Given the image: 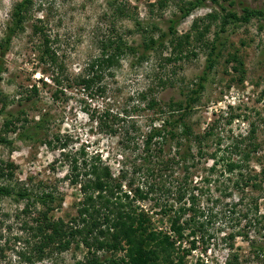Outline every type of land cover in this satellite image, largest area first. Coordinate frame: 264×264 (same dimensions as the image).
Returning a JSON list of instances; mask_svg holds the SVG:
<instances>
[{
  "label": "rangeland",
  "instance_id": "374dc122",
  "mask_svg": "<svg viewBox=\"0 0 264 264\" xmlns=\"http://www.w3.org/2000/svg\"><path fill=\"white\" fill-rule=\"evenodd\" d=\"M19 1L0 0V39L9 24L11 11ZM111 1L35 0L25 31L13 38L3 58L6 71L1 82L3 93L12 103L9 109L12 112L24 110L31 126L34 125L31 121L40 112L47 113L49 120L43 131H30L38 133L39 137L42 133L52 140L57 137L60 141L55 142L54 148L44 146L42 139L21 141L18 135L22 130L6 133L2 128L4 116H0V139L10 142L0 143V163H11L15 167L10 184L24 186L31 192L51 190L57 197H63L60 208L54 212L55 217L68 221L75 216L81 193L79 185L72 186L66 179L68 163L60 156V144H66L65 154L81 148L89 155L98 153L113 176L117 177L119 170L130 167L133 157H130V151H123L121 134L113 136L98 128L94 121L106 112L109 114L108 125L117 131L130 124L145 131L158 119L160 111L169 112V104L181 103L184 106V101L203 76L207 65L208 49L203 43L210 45L218 32L220 57L216 58L213 70L207 73L204 90L186 120L194 135L201 137L204 155L198 156L199 146L193 144L192 153L196 159L193 164L190 162L188 172L181 165L173 164L169 168L171 170L158 169L154 182V178L147 179L128 170L124 184L131 180L133 188L139 187L143 191L148 190L149 184H155L154 192L149 196L156 200L136 202L135 205L147 212L155 226L162 230L169 224L168 216L161 214L160 208L176 199L177 188L187 177L188 187L199 201L197 206L206 216L208 213L212 215L211 222L205 228L208 233H215L216 237L204 246L197 242L196 249L185 258L187 264H226L229 250L238 255L241 264H264V252H256V248H264V219L258 220L264 217V182H251L256 186L236 192L233 189L235 173L225 174L222 167L226 160L240 161L241 154H235L231 149L245 139L239 146L241 153L245 152L244 147L250 142L261 146L252 155L249 169L252 173L264 169V21L253 19L246 25L231 24L220 33L218 20L211 23L203 19L212 12H220L219 6L206 1L203 7L192 9L189 16L176 27V37L182 42V47L177 51L172 52L169 38H166L163 49L149 53L139 64L136 63L137 56L122 58L119 67L112 70L113 76L103 77L105 95L86 96V92L78 89L71 92L64 90L63 94L57 93L58 97H55L54 87L47 76L43 78L42 68L37 64L42 37L32 35L33 25L40 26L43 34L49 37L59 61L67 65L68 75L77 76L98 55L100 43L112 36L111 31L122 35L129 45L137 47L142 39L136 30V22L146 29L155 25L166 33L170 21L179 17V8L184 6L182 3L188 6L192 0H170L161 10L155 0H121L128 15L122 18L115 17L110 7ZM233 1L235 4L230 9L238 13L244 6L264 10V0ZM219 3L229 8L227 1L219 0ZM195 20H199L197 27L200 31L210 22L209 31L202 41L191 30ZM157 34L159 32H155ZM174 53L181 59L175 60ZM229 55L242 62L239 72L234 63L229 62ZM40 79L47 80L45 86ZM32 85H37L39 95L26 102L20 95L25 93L24 89L30 90ZM142 95L146 101L141 99ZM150 99L157 104L154 109L147 107ZM231 115L238 117L230 120ZM163 116L168 117V114ZM210 128L211 136H205ZM251 129L255 133L253 139H248ZM173 145L165 147L167 156L174 153ZM213 163L217 165L211 172ZM2 183L8 184L0 179ZM124 190L128 191L127 188ZM156 201L157 204L153 206ZM24 207L23 202L13 198L0 199V264H33L22 257L32 255L30 246L24 242L30 240L31 236L22 224L28 222L31 225L36 213L25 214L22 211ZM243 215H247V219H243ZM188 217L186 215L185 219ZM204 219L199 220L206 221ZM248 221L251 226H244H248ZM243 229L248 236L246 240L239 236L232 241L222 242L223 233H237ZM179 243L183 248L189 245L187 241ZM86 252L82 245L73 244L68 251L53 253L34 264H74L83 261Z\"/></svg>",
  "mask_w": 264,
  "mask_h": 264
},
{
  "label": "trees",
  "instance_id": "16d2710c",
  "mask_svg": "<svg viewBox=\"0 0 264 264\" xmlns=\"http://www.w3.org/2000/svg\"><path fill=\"white\" fill-rule=\"evenodd\" d=\"M112 1L110 7L116 15L114 16L127 17L123 1ZM155 1L158 9L161 10L166 7L170 0ZM206 1L219 6L220 12H212L205 15L203 19L206 18L211 23L218 20L220 33L224 32L231 24L246 25L253 19L264 21V10L244 6L238 13L234 9H230L235 4L233 0H222L228 2L229 8L223 7L219 0H192L188 6L182 3L184 6L179 8V17L170 21L166 33L161 32L155 25L146 29L139 22H136V30L142 39L141 44L137 47L129 45L124 41L122 35L111 31L112 36H108L100 43L98 55L93 57L77 76L68 75L67 65L59 61L56 52L50 45L49 37L43 34L40 26L33 25L32 35L42 37L37 56V64L42 68L41 74L43 78L47 76V80L54 87L53 95L55 97H58L57 93L63 94L64 90L71 92L78 89L86 92V96L105 95L106 87L102 84L103 77L113 76L112 70L119 67L122 58L129 55L137 56L136 63L139 64L147 58L149 53L163 49L166 38H169L172 52L180 49L182 42L176 37V27L180 21L189 16L192 9L203 7ZM34 6L35 0H21L16 3L11 11L9 24L0 39V116H4L2 128L6 133L22 130L18 135L19 140L42 139L41 143L44 146L54 148L55 142L60 141L59 138L55 137L54 141L48 135L44 136L41 133V137H39L38 133L30 131L31 129L43 131L49 120L48 114L40 112L39 116L31 121L34 124L31 126L24 110L10 111L9 108L12 103H9L8 97L1 89L2 76L6 71L3 58L8 53L13 38L25 31L26 23ZM197 21L199 20L193 22L191 30L194 31L195 37L202 41L209 31L210 26L208 24L210 22L200 31L197 27ZM155 32H159V34L155 35ZM217 36L218 32L215 33L210 45L203 43L208 49L207 65L203 76L200 77L199 82L196 83L195 88L190 91L184 101V106L181 103L169 104V112L160 111L158 119L154 120L145 131L133 124L117 131L112 125H108L109 114L106 112L94 121L98 128L113 136L121 134L123 151H130V157H133L130 167L119 170L117 177L113 176L111 169L98 153L89 155L84 148H81L65 154L66 144H60V156H63L68 163L69 173L66 179L70 181L72 186L79 185V192L81 193L76 214L68 221L59 217L56 218L54 215L55 210L60 208L63 197L58 194L59 197H57L51 190L31 192L24 186L10 184L14 178L15 167L11 163H0V179L8 182V184H0V199L13 198L17 202L24 203L25 207L22 211L25 214L36 213L33 215L31 225L28 222L22 224L23 229L31 236L30 240L24 242L30 246L32 255L22 256L28 263L41 262L53 253H64L75 244L76 246L82 245L87 252L83 261H77L74 264H187L185 258L190 255L192 250L196 249L197 242L204 246L216 238L215 233L210 234L205 228L211 222L212 215L208 213L206 216L205 212L198 207L199 201L193 195L192 189H189L187 177L177 188V197L170 205L161 208L156 205L160 208L161 214L168 216L167 223L169 226L162 230L155 226L152 217L147 212L135 205L136 202L156 200L149 196L154 192L155 184H149L148 190L143 191L139 187L133 188L131 180L127 181L126 184L124 182L127 180L128 170H131L133 174H142L147 179L149 177L150 179L154 178V182L158 175V169L171 170L169 168L173 164L181 165L184 171L188 172L191 168L189 167L190 162L193 164L196 159L192 153L193 144L199 146L198 156L204 155L201 137L194 135L186 120L192 114L194 105L198 103V97L204 90L207 73L213 70L217 61L216 58L220 57L218 53L220 52L218 48L220 44ZM174 55L175 60L181 59L178 54L174 53ZM228 59L229 62L234 63L237 71L243 65L234 55H229ZM47 80L40 79L39 81L45 86ZM27 89H24L26 90L25 93L22 92L20 96L23 97L24 101L31 102L39 95L38 87L32 85L30 90ZM141 99L146 101L144 95L141 96ZM156 105L153 99L147 103L149 109H154ZM165 114H168V117H164ZM93 116H91L92 119ZM237 117V115H231L229 119L233 120ZM211 130L212 128L206 132L205 136H211ZM254 133L255 130L251 129L248 139H253ZM243 140H240L231 149L235 154H241L240 161L226 160V163L222 165L223 173H235L233 189L236 192L246 187L256 186L251 182L255 183L257 180H260L261 183L264 182L263 168L259 173H254V171L252 173L249 169L250 161L253 159L252 155L256 154L261 146L258 143L250 142L244 147L245 152L241 153L239 146ZM0 143L10 144L9 141L6 142L1 139ZM171 144H174V153L167 156L165 147ZM210 158L212 159V157ZM216 165L217 163L211 165V172L212 169L215 170ZM182 186L184 188L181 189ZM124 188H127L128 191ZM188 192L190 193L188 194ZM177 204L178 207L174 208ZM186 215L189 216L188 219H185ZM200 218H205L206 221H200ZM243 219H247V215H243ZM262 219L264 217L258 220ZM246 224L248 226H244H251L250 221ZM239 236L245 240L248 238L243 229L237 233H223L221 240L222 242L232 241ZM184 241H187L189 245L183 248L179 242ZM256 250H258L256 251L257 254L264 252V248L261 247L256 248ZM226 264L241 263L238 255L229 250Z\"/></svg>",
  "mask_w": 264,
  "mask_h": 264
}]
</instances>
